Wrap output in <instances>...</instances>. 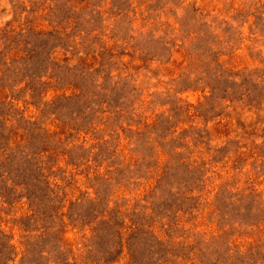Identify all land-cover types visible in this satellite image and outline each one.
<instances>
[{
	"label": "rangeland",
	"instance_id": "rangeland-1",
	"mask_svg": "<svg viewBox=\"0 0 264 264\" xmlns=\"http://www.w3.org/2000/svg\"><path fill=\"white\" fill-rule=\"evenodd\" d=\"M0 264H264V0H0Z\"/></svg>",
	"mask_w": 264,
	"mask_h": 264
}]
</instances>
